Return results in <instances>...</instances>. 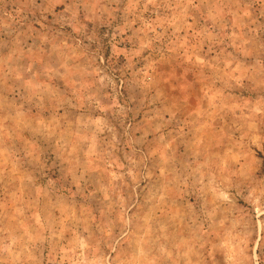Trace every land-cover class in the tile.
<instances>
[{"label":"rangeland","instance_id":"374dc122","mask_svg":"<svg viewBox=\"0 0 264 264\" xmlns=\"http://www.w3.org/2000/svg\"><path fill=\"white\" fill-rule=\"evenodd\" d=\"M0 264H264V0H0Z\"/></svg>","mask_w":264,"mask_h":264}]
</instances>
